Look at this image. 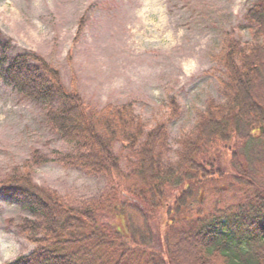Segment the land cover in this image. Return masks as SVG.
<instances>
[{
    "label": "trees",
    "instance_id": "trees-1",
    "mask_svg": "<svg viewBox=\"0 0 264 264\" xmlns=\"http://www.w3.org/2000/svg\"><path fill=\"white\" fill-rule=\"evenodd\" d=\"M243 20L251 42L227 34L219 52L222 101L207 100L177 140L173 162L162 157L165 123L147 130L131 103L89 112L52 65L32 52L10 56V41L0 33V82L46 108V123L73 149L57 161L111 184L106 195L71 207L36 185L28 167L11 169L0 180V199L28 214L17 227L37 247L5 264H264V0ZM168 108L169 121L178 116L173 98ZM116 144L133 153L127 174ZM33 160L46 162L35 153ZM221 179L242 192L241 200L188 217L195 193Z\"/></svg>",
    "mask_w": 264,
    "mask_h": 264
},
{
    "label": "rangeland",
    "instance_id": "rangeland-1",
    "mask_svg": "<svg viewBox=\"0 0 264 264\" xmlns=\"http://www.w3.org/2000/svg\"><path fill=\"white\" fill-rule=\"evenodd\" d=\"M255 1L0 0V33L10 41V56L32 52L52 65L89 112L131 103L147 130L165 123L162 157L173 162L177 140L191 131L207 100L222 101L218 85L224 70L218 56L223 39L228 34L251 42L243 15ZM171 98L178 116L168 121ZM45 110L0 82V180L14 167L26 166L36 185L55 192L68 206L106 195L111 184L105 176L57 161L73 149L46 123ZM113 149L127 174L133 153L120 144ZM34 153L46 162L35 163ZM228 183L212 181L195 193L186 215L235 206L242 192L227 189ZM128 212L122 214L131 216ZM26 217L16 204L0 199V264L36 249L17 227Z\"/></svg>",
    "mask_w": 264,
    "mask_h": 264
}]
</instances>
